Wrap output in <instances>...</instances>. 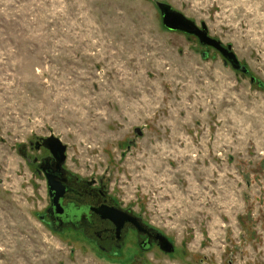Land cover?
Instances as JSON below:
<instances>
[{
    "label": "rangeland",
    "instance_id": "374dc122",
    "mask_svg": "<svg viewBox=\"0 0 264 264\" xmlns=\"http://www.w3.org/2000/svg\"><path fill=\"white\" fill-rule=\"evenodd\" d=\"M156 2L250 75L164 28ZM52 135L174 253L107 256L43 222L30 144ZM0 264H264V0H0Z\"/></svg>",
    "mask_w": 264,
    "mask_h": 264
},
{
    "label": "flooded vegetation",
    "instance_id": "af4514ba",
    "mask_svg": "<svg viewBox=\"0 0 264 264\" xmlns=\"http://www.w3.org/2000/svg\"><path fill=\"white\" fill-rule=\"evenodd\" d=\"M208 50L202 54L204 58L209 55ZM30 145L36 150L40 146L37 151L43 152V156L32 161L35 171L45 177L48 189L49 205L41 216L43 222L56 231L78 234L107 256L117 257L129 240L140 252L154 247L161 250L163 234L146 225L132 210L122 207L103 178L87 180L67 169L66 163L60 166L41 140ZM49 182L55 189L52 197ZM56 197L61 206L58 210L53 206ZM118 212L122 218H118Z\"/></svg>",
    "mask_w": 264,
    "mask_h": 264
},
{
    "label": "water",
    "instance_id": "95a60500",
    "mask_svg": "<svg viewBox=\"0 0 264 264\" xmlns=\"http://www.w3.org/2000/svg\"><path fill=\"white\" fill-rule=\"evenodd\" d=\"M156 6L160 11L162 23L164 28L170 32H180L188 36H192L198 39L202 47L207 49H214L224 58L225 65H230L234 70L243 73L244 75H250V70L247 66L243 65L236 53L233 52L231 46H225L221 40L213 38L208 30V26L205 23L199 27L197 23L185 16L183 13H179L171 5L163 2H156ZM252 82H255V78H251ZM136 132L141 136L142 130L136 129ZM47 149L56 159L60 166H63L67 161V150L68 147L65 145L62 140L54 135L46 139H40ZM40 149V146L37 147V150ZM50 194L53 196L54 186L49 182ZM53 206L58 210L60 206L58 197L53 201ZM117 215V214H116ZM118 218H122V214L118 212ZM161 240V250L167 254H172L175 251L174 244L164 235H160Z\"/></svg>",
    "mask_w": 264,
    "mask_h": 264
}]
</instances>
